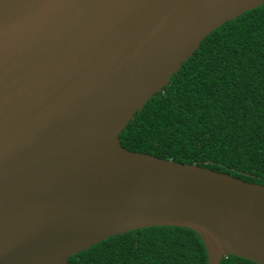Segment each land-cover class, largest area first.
<instances>
[{"label":"water","instance_id":"95a60500","mask_svg":"<svg viewBox=\"0 0 264 264\" xmlns=\"http://www.w3.org/2000/svg\"><path fill=\"white\" fill-rule=\"evenodd\" d=\"M264 0H0V264H69L185 227L207 264H264V186L123 148L120 133L222 24Z\"/></svg>","mask_w":264,"mask_h":264},{"label":"trees","instance_id":"16d2710c","mask_svg":"<svg viewBox=\"0 0 264 264\" xmlns=\"http://www.w3.org/2000/svg\"><path fill=\"white\" fill-rule=\"evenodd\" d=\"M123 148L264 186V4L222 24L120 133ZM185 227L110 237L69 264H207ZM221 264H256L229 256Z\"/></svg>","mask_w":264,"mask_h":264}]
</instances>
